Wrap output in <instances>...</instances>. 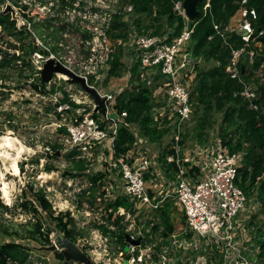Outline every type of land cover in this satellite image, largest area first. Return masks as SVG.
Listing matches in <instances>:
<instances>
[{
    "label": "built area",
    "instance_id": "2783aa9c",
    "mask_svg": "<svg viewBox=\"0 0 264 264\" xmlns=\"http://www.w3.org/2000/svg\"><path fill=\"white\" fill-rule=\"evenodd\" d=\"M183 3L184 0L176 1L174 10L184 17L185 27L172 41L168 40V34L161 36L139 33L134 26L129 28L127 41L118 40L124 46L131 68L135 63L140 64L141 77L150 75L154 79L159 74L165 76L161 90L167 97L171 117H177L180 134L193 114L191 90L196 76L193 53L188 56L192 50L189 49V42L194 25L189 28ZM8 5L12 12L3 14ZM209 8L210 0H207L203 9L207 12ZM0 13L8 17L0 22V104L19 89L42 94L35 89L34 84L41 80L44 63L49 59H54L55 63L84 77L105 99L106 114H102L101 119L96 118L93 115L96 112L94 99L78 84L67 81L66 75L54 73L46 83L48 89L53 84L61 85L72 99V88H68L69 93L63 84H75L87 98V105L77 103L79 106H73L69 102L60 103L59 99L62 97H56L52 106L59 116L57 131L64 126L67 128L66 133H59L56 142L63 145L65 152L76 149L79 152L77 157L87 159L90 164L95 158L94 151L99 149L100 155H104L106 149L110 169L122 180V194L136 206L157 208L166 197L158 200L150 193L152 187L147 176L152 173L151 160L143 155L141 158L135 156V147L120 157L115 155L117 131L127 115L126 112L119 114L115 109L117 94L123 88L104 90L93 82L94 75L102 71L108 76L116 48L112 38L114 20L120 17L125 21H132L134 4L131 0H0ZM256 17L254 8L243 5L225 30L236 32L248 44L256 39L257 32L253 25ZM214 27L222 33L219 24ZM21 35L25 38L20 39ZM257 45L261 44L258 42ZM246 53L253 62L254 49L246 50V47H242L233 51L231 63L227 67L233 77L239 75V64ZM263 69L264 64L258 70V76H264ZM18 76L23 78V81H19L22 82L19 86L16 80ZM58 91L60 89L42 96L51 99L59 94ZM242 95L251 101L252 107L259 109V105L253 103L257 98V91L252 84H245ZM48 151H51V146ZM244 156L241 151L231 152L222 145L219 138L206 149L183 151L179 145L175 146L174 153L167 157V161L177 165L178 180L169 185L166 196L173 197L182 206L191 237L174 238L155 264H169L168 259H172L173 250L181 247L191 250L203 247L204 253H200L193 264H209L203 259L207 260L206 254L210 253L207 251L211 249L217 253L215 264L220 261L221 264H264V255H258L261 246L252 241L251 234V220L261 205L257 198L250 201L237 182ZM195 169V175L189 174ZM47 188V191L43 189L45 195L54 203L59 196L56 191L49 195L52 191L49 186ZM62 203L64 206L59 207L60 210L72 209L69 203ZM125 213L121 209L115 215ZM102 224L111 231L117 229L116 225L109 224L106 220ZM97 234L105 244L111 242L109 233L97 231ZM129 246L127 252L131 255L127 259L128 263L134 264L137 259L144 260L145 264L156 260L152 254H146L147 258L138 255L136 245ZM30 262L41 264L32 257L29 258V264ZM103 264L112 263L104 261Z\"/></svg>",
    "mask_w": 264,
    "mask_h": 264
},
{
    "label": "trees",
    "instance_id": "16d2710c",
    "mask_svg": "<svg viewBox=\"0 0 264 264\" xmlns=\"http://www.w3.org/2000/svg\"><path fill=\"white\" fill-rule=\"evenodd\" d=\"M179 0H131L134 4V17L132 21H125L123 18L114 20V32L112 38L115 40L116 48L111 60V68L108 71V78L122 77L127 70V65L123 60L124 46L118 40L127 41L129 28L136 27L139 33L150 35H167L172 41L180 35L185 27V19L174 10L175 2ZM207 0H202L198 8L201 11L200 17L194 21V31L189 42V49L193 50L194 68L196 76L193 80L191 90V101L195 123L186 127L183 134L184 141L189 137L198 138L201 142L209 140L210 132L215 129L217 123L216 113H222L219 123L218 133L222 145L231 152H244L245 158L242 167L239 169L238 184L244 190L249 199L257 198L261 202V212L264 213V80L258 76V70L264 64V0H210V8L204 11V4ZM247 5L256 10L257 17L253 20L256 28V39L248 44L236 32L225 30L234 15L239 9ZM6 15L0 13V22L7 20ZM215 24H219L222 33L215 29ZM11 32V31H10ZM263 32L262 34H260ZM261 45L258 46L257 43ZM246 47V50H255L253 62L249 60L246 53L241 58L239 64V75L233 77L227 71L230 65L233 51ZM244 66V69L242 68ZM133 79L130 86L124 88L116 97L115 109L117 113L126 112L123 123L120 124L115 139V155L120 157L133 147L138 135L149 142L161 143L163 139L171 133L170 128L159 126L153 115L156 101L153 98V89L143 81L140 76V64L135 63L131 69ZM264 70V69H263ZM165 81V76L159 74L153 82L156 86ZM245 84H252L257 91V98L254 104L259 105V109L251 106V101L242 95ZM35 89L42 93H54L63 90V87L53 84L51 89L47 84H42L41 80L34 84ZM64 96L59 99L60 103L69 102L73 106H79L70 99L68 93L64 91ZM93 115L101 119L102 113L94 112ZM138 131V133H137ZM64 126L59 129V133H66ZM63 150V145L55 142L51 145V151L35 159L38 164L40 158H48L45 163L46 172L57 171L58 167L50 163L51 158H58V152ZM170 147L165 146L159 156L162 168L172 175L177 166L168 164L165 156L170 153ZM79 152L74 149L63 153L68 162L65 175L67 177L83 176L90 170V162L85 158H78ZM20 169H24L23 164ZM107 172H97L88 175L90 185L82 189L79 194V205L82 206L84 198L94 205L98 197L105 203V218L109 224L116 225V231H111L106 225H101L104 233H109L117 238L123 251H127V242L124 236V228L121 220L124 215L117 214L119 208H124L128 213L135 215L137 209L130 199L123 195H117L114 199H106V191L103 189L106 184ZM170 175V176H171ZM150 175L147 176L149 178ZM33 189V188H32ZM26 193V192H25ZM33 199L27 198L23 194L21 207L25 212H31L35 222H29L26 234L20 231L9 233L8 228L0 225V264H29V258L34 251L33 247L17 240H2L3 234L15 236L20 240H33L42 245H51V233L53 230L45 226V221L41 217V210L45 211L56 228L65 234V237L72 242L83 235L82 230L77 226L76 219L70 211H60L55 213L53 204L47 199L43 188L33 191ZM168 201V200H167ZM156 210L154 218L147 220V226L152 224V233H158L162 229L161 235L164 241L173 233L174 225L170 220L172 202H167ZM0 210L10 211L9 205L5 204L0 196ZM126 212V213H127ZM259 216L255 214L251 220V225L256 226L258 233L264 236V219L258 221ZM256 221V222H255ZM146 230V229H144ZM150 232L143 239L142 245L147 246L152 243L148 238ZM191 237V233L189 234ZM261 247L264 250V240L260 239ZM161 244L157 246L160 249ZM57 258L63 260L61 251H56ZM130 257V255L128 256ZM216 264H221L217 262Z\"/></svg>",
    "mask_w": 264,
    "mask_h": 264
},
{
    "label": "rangeland",
    "instance_id": "374dc122",
    "mask_svg": "<svg viewBox=\"0 0 264 264\" xmlns=\"http://www.w3.org/2000/svg\"><path fill=\"white\" fill-rule=\"evenodd\" d=\"M19 38L23 39L25 36L21 35ZM123 60L127 65V70L122 77L108 78L106 73L102 71L94 75L95 77L93 78V82L95 85L97 87L99 86L103 88L104 90H116L120 89L121 87H126L124 85L132 76V68L129 63L130 59L125 53ZM260 78L262 81L264 80V76ZM96 79L97 81H95ZM16 80L19 86V84L22 83L19 81H23V78L18 76ZM63 85L66 87L67 91L68 88H72V94L70 96L76 103L87 105V98L84 96L85 93L81 94L75 84H73V86H71L72 84L70 83ZM16 91L17 92H14L13 96L8 95V97L2 101V104H0V138L7 135V133H10V135L17 138L24 147H4L0 139V196L4 203L9 205L11 208V210L8 212L0 210V225L3 228H8L9 233L20 231L21 233L26 234L28 227L25 224L29 223L30 221L35 222L36 218L31 212H25L21 207V203L23 201L22 195L25 194L27 195V198L33 199L32 194L34 190L43 188L47 191V186H49L52 192H49L48 194L51 195L50 193L56 191L57 195L59 196V198H56L55 200L57 201L56 203L55 201L54 203L52 202L55 213L57 214L59 211H70L71 215H73V217L76 219L78 228L83 232V235L80 236L76 242H73L82 253L88 255V257L96 264H103L104 261H110L112 264H131L127 262L128 256L131 255V253L127 251L120 253L119 250L121 249V245L117 242L116 237L110 235L111 242L105 244L100 240V236L97 234V231L104 232L100 226L103 225L102 223L106 220V212L104 208L106 204L98 199L97 202L91 206V203L87 201V198H84L82 206L79 205V194L81 193L82 189L88 187L90 183L89 180H84L80 177H77V179H70L64 174L66 168L68 167L67 160H65L64 156H62L65 151L62 150L58 154L60 155L58 158H51L49 161L58 167L57 171L46 172L45 163L49 157L40 158V162L38 164L35 162L37 157L45 155L47 152H49L48 149L51 146V143L57 141L59 131H57L56 127L60 121L59 116L55 113L52 105L55 103L56 97H63L64 92L60 90L58 91V95H54L50 99L48 96H42V94L35 92L30 93L27 90L19 89ZM221 116L222 113H216L215 117L217 118V123L215 125V129L210 132V134H214L213 136L215 137L219 135L217 132V127L221 121ZM195 119L196 118H194V115H192L191 119L187 123V127L192 126L196 121ZM167 140H169V137H167ZM194 142L196 141H194L192 138L187 140V144H189V146L194 144ZM142 148L144 150H140L138 148L135 149L134 155L140 158L141 155H143L144 157L151 160L155 176L151 175L148 178L149 184L152 188H162L164 190L165 188L161 187V182L164 179H161V176H158L155 171V159L157 158V153L160 149L159 144L156 142H153V144L142 143ZM104 152V155H100L99 149L94 151L95 160L92 162V164L89 163L92 168V170L90 169V174L96 171H108L109 173L113 171L112 169H109V164L107 162L109 159L107 157L108 151L105 149ZM17 156V164L19 165V169L22 164L24 166V169H20L18 174L15 173L13 168V159ZM111 181L114 182V180ZM7 190L9 192L6 195L5 193ZM114 193L115 192H113V194ZM66 199L68 202H65ZM62 202H64L65 205L69 203L72 209L65 208L64 210H60L59 207L64 206ZM259 203L261 205L260 201ZM58 204L62 205L57 206ZM261 208H259L258 212L256 213L259 216L258 221H262L264 219V213L261 212ZM150 209L151 208L146 207L138 208V211L135 215H132L131 213H125V217L121 220L124 228V234L130 233L135 237V239H137L140 236H147V232L152 233L153 223L147 226V220L154 217L153 209ZM175 215L176 217H174V221L177 219L178 222L177 217L181 216V213H178L177 210ZM41 217H43L45 221V226L50 227L53 230L51 233L52 243H59L58 240L60 237H63L64 239L61 244L63 242H67L65 234L56 228L55 223L52 222L45 211L41 210ZM149 237H151V240H154L158 243V241L154 239L157 237L156 233L150 234L148 238ZM12 239L32 246L34 251L31 253L30 257H32L33 260L41 262V264H67L65 259L61 260L56 256V251H60L63 246H65L64 244L60 245V248L55 251L39 250L38 248L41 245L36 241L20 240L19 238L15 236H9L8 234H3L2 236V240L4 241H9ZM155 245L156 244L153 242L150 243V250H146L147 247L144 248L143 245L136 246L135 249L137 254L139 253L138 255H142L145 258H147L146 254H152V256L155 257L158 255V251L154 248ZM202 248L203 247H201L199 250H191L181 247V249H179L180 251L175 249V252L173 253V256L175 257L168 259V262L169 264H193V262H195L198 258L199 254L204 253ZM207 252H210L206 254L207 260L203 259V261L209 264H215L217 253L213 249L208 250ZM91 253L94 254L92 255ZM157 261L158 259L147 264H155ZM143 262L145 261L137 259L134 264H142ZM30 264L32 263L30 262ZM74 264L83 263L74 262Z\"/></svg>",
    "mask_w": 264,
    "mask_h": 264
},
{
    "label": "crops",
    "instance_id": "0c3cea01",
    "mask_svg": "<svg viewBox=\"0 0 264 264\" xmlns=\"http://www.w3.org/2000/svg\"><path fill=\"white\" fill-rule=\"evenodd\" d=\"M132 79H133V72H132V76L128 79L129 81L127 80V82L125 83L124 86L129 87ZM141 79L143 81H147V85L148 86L154 87L153 94L152 95H153L154 100L157 103L156 106L153 109V115L155 117V120L158 122L159 126H164L166 128H170L171 129V133L167 136V137H169V140H167V137H165L163 139V142L157 143V144H159L160 149H159V152L157 153L158 156L155 159V162H156V164H155V166H156L155 171H156V174L158 176H161V179H164L161 182V187H164L165 189L163 190L162 188L161 189L160 188H152L150 190L151 195L152 196H156V198L158 200L162 199L163 197H166L165 199H163L160 202V204H159V206L157 208H151V209H153L154 214L156 213V210L157 209H159L160 207H162V205H164L166 203L165 201L168 200L167 202H172L173 203L172 206H171V212H170V220H171L172 224L174 225L173 233L170 235V237L166 238L167 241H164L163 236L161 235V233H162V229H161L160 232L156 233L157 234V237L154 238L156 241H158V243L155 242L154 240H152V242L154 244H156L155 247H154L155 250L158 251V255H156L154 258L155 259H158L159 256L163 253L164 249L171 244V242L173 241L174 238H176V239H182L184 237H187L189 239V236H190L189 235L190 232H189V229H188V226H187V218H186V215H185V212H184L182 206L173 197H170V196L167 197L166 196V193L168 191L169 185H171L172 183H174V182H176L178 180V177H177L178 167H177V169L175 170V172L172 175L170 174L171 175L170 176L168 174L167 170L165 168H162V162L159 160V156H160L161 150L165 146L170 147V150H172L170 153H168L165 156V159L167 161V157L170 154L174 153V150H175V146L176 145H179V147H181L183 149V151H187V150L194 149V148H203V149H206V148L211 147V145L215 142V140L217 138H219V139H221V138H220L219 135H217V137H215V136H213L214 134L213 135L210 134V137H209V140L208 141L201 142L198 138L189 137V138L194 139V141H196V142H194V144H192L191 146H189V144H187V140L189 138L186 139L185 141H184V138H183V134L186 131L187 123H188L189 120L185 123V125L183 127V130L181 131V134H180L179 131H178V126H177V117L176 116L171 117V114H170V112L168 111V108H167V105H168L167 104V97H166V95L161 90L162 87H163V85H164V80H163L162 83H159L156 86V82H153L155 78L154 79H151V76L150 75L141 77ZM126 87H123V89L126 88ZM137 133H138V131H137ZM178 136H179V139H177ZM142 143H150V144H153V142H149L147 139H145V138H143V137H141V136L138 135L137 141L134 143L133 147H135L136 149L138 148V149L141 150V149H143L142 148ZM98 155H99V153H98ZM107 157L109 158L108 155H107ZM94 160H95V158H94ZM107 162L109 164V160ZM167 163L168 164H175L174 162L173 163H169L168 161H167ZM90 169L92 170L91 166H90ZM109 169H110V165H109ZM90 172H91L90 170H87L83 176H75V177H69V178L70 179H77V177H80V178H82L84 180L85 179L86 180H89L88 175H90ZM97 172H99V171L92 172L91 175L92 174L94 175ZM106 172H107L108 175H107V178H106V184L103 187V189L106 191L105 197H106V199H114V198L117 197V195L122 194V180L113 171H111V173H109L108 171H106ZM196 173H197V169L191 171L189 174H194L195 175ZM149 175L150 176L151 175L152 176H155V173L153 171V168H152V173H150ZM111 180H114V182H112ZM113 192H115V193L113 194ZM81 193H82V191H81ZM85 198H87V197H85ZM98 199L101 201V197H98ZM142 207H145V206H142ZM142 207H139V206H136L135 205V208L137 209V211H138V208H142ZM146 208H150V207H146ZM121 209H124V208H122V207L119 208V210H121ZM177 210H178V213L179 212L181 213V216H178L177 217L178 218V222H177V219H175V221H176L175 222L174 221V217H176L175 212ZM152 218H154V217H152ZM251 234L253 235L252 241H254L256 244H259L258 246H261L260 242H258V241L260 239L264 240V236H261L258 233V231L256 229V226H254V225H252ZM144 236H142V242H143ZM145 238H146V236H145ZM150 238L151 237H149V239ZM149 244L150 243L147 244V246H146L147 248L144 247V246L143 247L146 248V250H150ZM159 244H161L160 249L157 248V246ZM179 249H181V248H176V250L180 251ZM174 252H175V249L172 252L171 257H173V253ZM258 255H264L263 247H260V253Z\"/></svg>",
    "mask_w": 264,
    "mask_h": 264
},
{
    "label": "water",
    "instance_id": "95a60500",
    "mask_svg": "<svg viewBox=\"0 0 264 264\" xmlns=\"http://www.w3.org/2000/svg\"><path fill=\"white\" fill-rule=\"evenodd\" d=\"M202 0H184V8L186 10V14L188 16V26L189 28H192L194 25L195 19L200 17L201 11L198 8L199 3ZM8 12H12V8L10 5L7 6L6 10L3 12V14H7ZM14 16V13H13ZM15 17V16H14ZM193 53L192 50H190L189 55ZM244 69V66H242ZM54 73H61L68 77L67 81L78 84L85 92H87L93 99L96 105L95 111H101L103 115L106 114L107 106L105 99L101 97L100 93L98 92L97 88L94 86L89 85L84 77H81L80 75H77L73 71H71L69 68L65 67L62 64L55 63L54 59H49L44 63V67L41 71V83L46 84L48 83ZM60 152H58L59 154ZM125 240L127 242V249H129V245L133 244L136 246H140L142 244V236L135 239L133 235L130 233H125ZM64 241L63 237H60L58 242L60 243H52L51 245H42L38 249L39 250H49V251H55L60 248V245H65L60 250L64 256L65 261L67 264H74V262H79L83 264H96L94 261H92L88 255L82 253L78 247L73 243L72 241L66 239L67 242H61Z\"/></svg>",
    "mask_w": 264,
    "mask_h": 264
},
{
    "label": "bare ground",
    "instance_id": "6f19581e",
    "mask_svg": "<svg viewBox=\"0 0 264 264\" xmlns=\"http://www.w3.org/2000/svg\"><path fill=\"white\" fill-rule=\"evenodd\" d=\"M0 139H1V143L4 147L5 146H11V147L17 146V148H23L24 147L23 144L21 142H19V140L17 138L11 136L10 133H7V135L1 137ZM17 160H18V156L13 159V168H14L15 173L18 174L20 169H19V165L17 164ZM8 192L9 191L7 190L5 194L7 195Z\"/></svg>",
    "mask_w": 264,
    "mask_h": 264
}]
</instances>
